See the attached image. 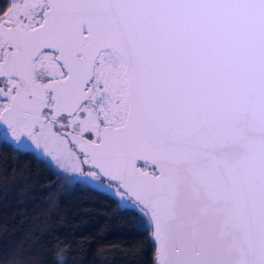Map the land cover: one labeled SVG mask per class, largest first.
I'll use <instances>...</instances> for the list:
<instances>
[{
	"label": "snow or ice",
	"instance_id": "1",
	"mask_svg": "<svg viewBox=\"0 0 264 264\" xmlns=\"http://www.w3.org/2000/svg\"><path fill=\"white\" fill-rule=\"evenodd\" d=\"M0 12L14 148L26 136L79 183L107 180L151 233L153 264H264V0H0Z\"/></svg>",
	"mask_w": 264,
	"mask_h": 264
},
{
	"label": "trees",
	"instance_id": "2",
	"mask_svg": "<svg viewBox=\"0 0 264 264\" xmlns=\"http://www.w3.org/2000/svg\"><path fill=\"white\" fill-rule=\"evenodd\" d=\"M18 143L0 137V264H153L151 233L120 196L69 183L39 149Z\"/></svg>",
	"mask_w": 264,
	"mask_h": 264
},
{
	"label": "flooded vegetation",
	"instance_id": "3",
	"mask_svg": "<svg viewBox=\"0 0 264 264\" xmlns=\"http://www.w3.org/2000/svg\"><path fill=\"white\" fill-rule=\"evenodd\" d=\"M0 127H2V126H0ZM4 128V127H3ZM6 129V128H5ZM18 142V141H17ZM25 142L28 144V143H30L33 147H36L35 146V144H33L32 143V141L29 139V138H27L26 140H25ZM43 154H44V156H47L44 152H43V150L42 149H39ZM48 157V156H47ZM60 168V167H59ZM62 169V168H61ZM62 170H64V169H62ZM87 169H85V171H86ZM65 171V170H64ZM65 172H67V171H65ZM67 173H69V172H67ZM70 174V173H69ZM70 175H75V178H81V179H83V177H81V176H79V174H70ZM91 183H93V184H95V185H99L98 184V182L97 181H91ZM104 184H108V182H107V180H105V182H104Z\"/></svg>",
	"mask_w": 264,
	"mask_h": 264
},
{
	"label": "rangeland",
	"instance_id": "4",
	"mask_svg": "<svg viewBox=\"0 0 264 264\" xmlns=\"http://www.w3.org/2000/svg\"><path fill=\"white\" fill-rule=\"evenodd\" d=\"M5 11H6V8L4 9ZM0 15H2V12H0ZM4 130H5V128H4ZM6 131V130H5ZM7 136H8V134H7ZM15 141V140H14ZM28 145L29 146H32L30 143H28ZM48 159L53 163V164H55L56 166H58L59 167V165L56 163V161H54V160H52L51 159V157L50 156H48ZM65 170V169H64ZM66 171V170H65ZM108 184H104V185H99V186H101V187H105V189H107V190H109V188L111 187V186H107ZM114 190V189H113ZM110 191V190H109ZM111 192V191H110ZM117 196H119V195H117Z\"/></svg>",
	"mask_w": 264,
	"mask_h": 264
},
{
	"label": "water",
	"instance_id": "5",
	"mask_svg": "<svg viewBox=\"0 0 264 264\" xmlns=\"http://www.w3.org/2000/svg\"><path fill=\"white\" fill-rule=\"evenodd\" d=\"M0 126L6 128V126H4V125H0ZM6 130H7V128H6ZM7 133H8V136H9L10 139L15 140V138H13V137L11 136V133H10V132H7ZM27 138H28V137H26V136H21L20 140H21V141H25ZM15 141H16V140H15Z\"/></svg>",
	"mask_w": 264,
	"mask_h": 264
}]
</instances>
